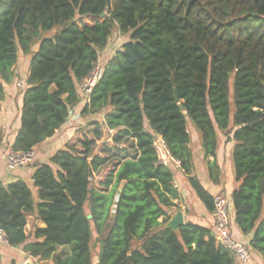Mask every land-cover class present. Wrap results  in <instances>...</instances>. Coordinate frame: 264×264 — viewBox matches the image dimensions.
<instances>
[{
    "label": "trees",
    "instance_id": "1",
    "mask_svg": "<svg viewBox=\"0 0 264 264\" xmlns=\"http://www.w3.org/2000/svg\"><path fill=\"white\" fill-rule=\"evenodd\" d=\"M116 30L129 40L105 63L82 111L103 115L105 127L81 128L36 167L38 202L23 180L0 182V228L9 246L37 262L94 264L96 233V264H238L212 229L164 227L180 195L177 169L159 164L156 137L214 211L213 196L193 176V125L214 184L220 136L233 135L235 222L251 236L250 255L264 263V0H0V111L20 56L32 54L11 151L35 150L67 123L81 104L80 83ZM106 129L112 143L93 154ZM30 217L45 228L28 235Z\"/></svg>",
    "mask_w": 264,
    "mask_h": 264
},
{
    "label": "crops",
    "instance_id": "2",
    "mask_svg": "<svg viewBox=\"0 0 264 264\" xmlns=\"http://www.w3.org/2000/svg\"><path fill=\"white\" fill-rule=\"evenodd\" d=\"M27 65V60L23 66L21 65V59H19L16 67V79L12 84L6 85L5 87L6 95L0 111V127L2 128L4 135L3 144L0 146V182L8 185L18 180H23L33 187V175L38 165L48 163L58 151L63 150L66 146L71 144L76 139L77 132L81 128L89 129V125L93 126V124L96 123L105 127V119L103 115L97 116V114L83 116V105L79 104L72 110L74 116L76 117V120L72 125L65 124L56 132L54 137L39 145L35 149L36 156L31 164L11 170L4 159V155L11 152V147L21 127L24 91L27 87L26 80L29 73V70L27 71ZM107 131L108 130L106 129V132ZM188 131L191 136L190 148L194 164L193 176L199 180L201 185L212 196L224 194L229 199L232 214V235L235 239L249 245L251 236H244L235 222V210L232 201V194L237 188L238 183L236 182L234 173L233 152L235 142L232 139L233 135H230L229 138L220 136L216 161L221 170V177L220 182L218 184H214L210 179L207 161L205 160L204 151L202 149L200 134L193 125L189 126ZM209 161L212 162L214 159L212 158ZM175 181L180 195L179 201H176V203L179 204L180 209L173 208L168 212L169 221L178 211H182L186 224L188 222H193L203 227L210 228L215 232L212 212L208 211L205 205L200 201L195 191L192 189L187 176L181 170H177ZM33 190L36 195V202H38L37 190L35 188ZM162 221L163 219L160 220V222ZM35 226L45 228V224L43 222L37 221L35 217H30L27 226L28 235L32 234ZM0 256L2 264H12V262H15L16 264H25L27 260L23 262L21 260H23L26 256L28 259L31 258L23 251L22 247L13 248L3 245H0ZM249 264L264 263L260 255L252 254L251 262Z\"/></svg>",
    "mask_w": 264,
    "mask_h": 264
},
{
    "label": "built area",
    "instance_id": "3",
    "mask_svg": "<svg viewBox=\"0 0 264 264\" xmlns=\"http://www.w3.org/2000/svg\"><path fill=\"white\" fill-rule=\"evenodd\" d=\"M101 61V60H100ZM98 62L89 76L85 78L79 85V93L82 97L81 105L86 106L90 103L91 95L101 81L105 67L101 62ZM76 117L73 112L66 124L72 125ZM113 135V131H108ZM111 143H112V137ZM119 149H123V146H118ZM154 148L159 157V164L168 167L173 166L175 169H180V162L176 160L170 153L165 141L159 137L155 138ZM35 150H31L23 153L9 152L4 155V159L11 170L27 166L31 164L35 159ZM174 186L177 188V183L174 181ZM214 198V211L212 212V217L215 224V235L217 241L225 249L233 252L235 260L238 264H249L251 262V255L249 250V245L245 242L235 239L231 232V203L229 199L224 194H217L213 196ZM0 245L9 246L7 237L4 231L0 228Z\"/></svg>",
    "mask_w": 264,
    "mask_h": 264
},
{
    "label": "rangeland",
    "instance_id": "4",
    "mask_svg": "<svg viewBox=\"0 0 264 264\" xmlns=\"http://www.w3.org/2000/svg\"><path fill=\"white\" fill-rule=\"evenodd\" d=\"M129 40V36H125V35H122L120 34L117 30L114 32V34L112 35L111 39H110V42H109V45L108 47L105 49V51L102 52L101 54V64L105 65V63H107V61L112 58V56L117 52L119 51L122 46ZM31 57H32V54H28V55H21L20 56V59H21V65L24 66V64L26 63V60L28 62V65H27V71L29 70L30 68V61H31ZM29 72V71H28ZM233 79H234V76H232V108H233ZM97 116H101V114H97ZM89 129L90 132L91 130L94 129V127L92 125H89ZM103 133H104V136H103V139L102 141L96 143V145L94 146V149H93V154H96V153H100V150L102 148V145L103 143H109L111 144V137L112 135L106 130H103ZM129 146H131V143H128L126 144V147L128 148ZM130 153L132 154L133 151L130 150ZM112 165H108L96 178V181H95V184L96 185H99V183L101 181H104L105 178L108 176V174L111 172L112 170ZM36 197V195H35ZM117 197V196H116ZM115 212V207L113 209V214ZM32 224V223H31ZM231 230H232V223H231ZM92 250H93V254H94V264H96V261H97V257L99 255V252H100V243L98 241V237H97V234L94 233V239H93V243H92ZM28 260V257H24L23 260H21L22 262L23 261H26ZM34 260V259H33ZM34 264H54L53 261H47V262H37L36 260H34Z\"/></svg>",
    "mask_w": 264,
    "mask_h": 264
},
{
    "label": "water",
    "instance_id": "5",
    "mask_svg": "<svg viewBox=\"0 0 264 264\" xmlns=\"http://www.w3.org/2000/svg\"><path fill=\"white\" fill-rule=\"evenodd\" d=\"M174 96L177 101H179L177 91H174ZM183 108V107H181ZM186 225L185 219H184V214L182 211H178L172 218L171 220L166 224L165 229H169L175 232H178L179 229ZM25 264H34L33 258H29Z\"/></svg>",
    "mask_w": 264,
    "mask_h": 264
}]
</instances>
